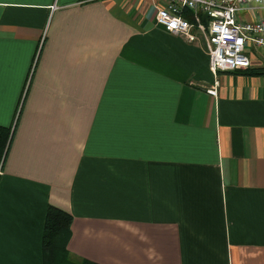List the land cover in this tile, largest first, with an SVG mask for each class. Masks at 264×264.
I'll return each mask as SVG.
<instances>
[{
  "label": "crops",
  "instance_id": "0c3cea01",
  "mask_svg": "<svg viewBox=\"0 0 264 264\" xmlns=\"http://www.w3.org/2000/svg\"><path fill=\"white\" fill-rule=\"evenodd\" d=\"M155 11L0 0V264H43L50 205L74 259L264 264V74H213L203 35Z\"/></svg>",
  "mask_w": 264,
  "mask_h": 264
},
{
  "label": "built area",
  "instance_id": "2783aa9c",
  "mask_svg": "<svg viewBox=\"0 0 264 264\" xmlns=\"http://www.w3.org/2000/svg\"><path fill=\"white\" fill-rule=\"evenodd\" d=\"M152 1L155 23L166 32L190 42L196 32L203 35L209 70L215 75L249 68L252 50L264 51V0ZM249 12L254 18L245 17ZM217 86L216 81L206 92L216 96Z\"/></svg>",
  "mask_w": 264,
  "mask_h": 264
},
{
  "label": "trees",
  "instance_id": "16d2710c",
  "mask_svg": "<svg viewBox=\"0 0 264 264\" xmlns=\"http://www.w3.org/2000/svg\"><path fill=\"white\" fill-rule=\"evenodd\" d=\"M242 74L257 76L264 74L263 67H249ZM12 126L0 125V163H3L13 137ZM72 215L56 206H48L42 238L43 264H100L87 258H72L67 244L71 238Z\"/></svg>",
  "mask_w": 264,
  "mask_h": 264
},
{
  "label": "rangeland",
  "instance_id": "374dc122",
  "mask_svg": "<svg viewBox=\"0 0 264 264\" xmlns=\"http://www.w3.org/2000/svg\"><path fill=\"white\" fill-rule=\"evenodd\" d=\"M252 52L256 55V54H260V53H257V51L255 49L252 50ZM13 128V126H12Z\"/></svg>",
  "mask_w": 264,
  "mask_h": 264
}]
</instances>
